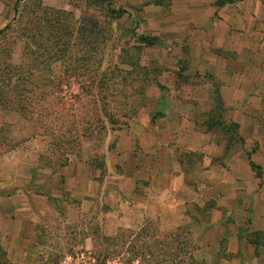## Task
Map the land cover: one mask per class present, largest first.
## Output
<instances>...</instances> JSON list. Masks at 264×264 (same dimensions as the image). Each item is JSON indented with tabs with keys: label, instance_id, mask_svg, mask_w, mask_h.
Instances as JSON below:
<instances>
[{
	"label": "rangeland",
	"instance_id": "1",
	"mask_svg": "<svg viewBox=\"0 0 264 264\" xmlns=\"http://www.w3.org/2000/svg\"><path fill=\"white\" fill-rule=\"evenodd\" d=\"M252 1L253 10L239 15L235 11L241 7L246 11L250 0L223 4H217L218 0H0V76L5 67L25 68L32 57L39 66L33 70L35 76L45 75L56 83L48 87L45 105L28 101L33 110H24V114L13 110L19 107L17 100L12 93H5V106L0 105V139L8 136L10 142L0 145V153L14 150L23 163L42 165L50 161L45 150L49 153L53 147L50 141L59 133L56 129L65 138L71 137L67 131L73 120H89L94 102L101 107L106 103L120 111L115 116L126 125L111 129L107 113L102 120L105 130L85 132L77 154L102 182L106 176L103 144L109 136L114 148L117 131L132 122L177 116L181 122L193 123L196 134L190 140L192 145L201 142L198 135L202 133L212 147L208 159L198 149L188 151L186 145L180 149L173 143L183 165L193 162L205 169L195 176L187 174L186 182L197 187L206 178L208 186L217 191L209 195H227L234 200L219 205L209 196L203 202L202 193L201 200L187 201L182 210L171 201L164 218L152 213L145 220H135L137 225L116 227V221L129 210L119 206L123 199L117 194L107 193L108 204L95 201L83 213L81 224L69 225L65 231L44 226L37 239L50 238L43 244L44 253L19 264H206L194 253L200 248L203 229L215 222L223 223L230 232H245L256 249L264 246V224L250 228L251 214L264 219V90L249 92L251 97L242 94L238 99L243 103L227 105L221 95V80L199 62L201 52H206L228 61L232 70L249 63L246 73L255 77L259 88L264 79V0ZM140 36L156 40L147 45ZM55 46L63 47L65 58L52 59L49 67L36 62L57 52ZM240 80L244 85L250 83L243 77ZM18 82L14 77L9 89H15ZM27 87L34 93L41 91L35 80ZM214 88L219 91L221 105L214 99ZM53 108L57 112L51 113ZM51 116L67 117L71 122L53 126ZM75 123L79 129L80 122ZM45 125L51 133L43 134ZM39 139L42 148L37 150ZM37 151L39 156L33 157ZM9 164L7 160L3 165ZM40 175L46 177L44 171ZM235 180L245 191L238 203L232 188ZM248 189L252 193L249 198L245 197ZM173 223L177 225L171 226ZM171 234L176 235L175 241ZM5 260L0 246V264Z\"/></svg>",
	"mask_w": 264,
	"mask_h": 264
},
{
	"label": "crops",
	"instance_id": "2",
	"mask_svg": "<svg viewBox=\"0 0 264 264\" xmlns=\"http://www.w3.org/2000/svg\"><path fill=\"white\" fill-rule=\"evenodd\" d=\"M250 6L246 11L241 7L242 9L239 8L235 13L248 14L253 10L252 0ZM199 57L203 67L215 72V77L221 80V95L225 104L236 106L240 102L243 103L238 99L242 94L251 97L249 92L264 90V79L259 81L257 88L255 77L246 73L247 69L251 68L249 63L232 70L225 59L211 57L206 52H201ZM241 77L250 83L244 85ZM176 118L177 116H174L173 119L154 120L155 122L134 121L124 130L117 131L119 135L115 138L114 148L110 145L109 136L103 144L106 176L102 182L90 173L91 169L85 159L77 154L69 155L65 165L55 167L49 164L41 165L37 161L23 163L14 150L0 153V246L3 247L7 258L1 264L29 263V257L43 254V244L50 238L44 237L42 242L37 239L44 226L50 224L54 225L55 229L65 231L69 225L81 224L83 213L92 208L95 201L99 202L98 205H101V202L108 204L105 196L107 193V196L117 194L123 199L120 200L119 206L125 212L129 210V213L127 211L116 221V227L137 225L136 221L145 220L152 213L164 218L172 207L171 201L175 202L177 209L182 210L187 201L201 200L199 196L202 193L205 194L203 202L210 199L209 194L217 191L208 186L206 178L199 181L197 187L190 185L185 179L187 174H202L200 172L205 171L204 167L193 162H184L183 165L175 146L179 145L181 149L186 145L188 151L198 149L203 157L209 159L211 142L206 134L199 133L201 142L196 146L192 145L190 140L196 134L193 123L181 122ZM183 130L186 133H183ZM42 142L39 139L37 150L42 148ZM174 142L176 145H173ZM45 151L52 156L48 150ZM32 156L38 157L39 151L33 152ZM7 160H10V164L5 167L3 164ZM42 171L46 174L44 178L40 175ZM232 173L235 174L234 171ZM5 184L11 187L5 189ZM215 185L214 188H217ZM139 187H143V191L138 192ZM232 188L236 203L243 200L245 191L240 182L235 180ZM250 192L248 189L245 197L252 196ZM211 197L219 205L232 204L234 201L229 200L227 195ZM135 212L140 215H132ZM258 223L264 224V219L251 214L250 228H254ZM177 224L173 223L171 226ZM49 254L50 252L45 253ZM194 257L206 264L212 261L216 264H264V246L256 249L245 232H230L223 223L215 222L203 229L200 248L195 251Z\"/></svg>",
	"mask_w": 264,
	"mask_h": 264
},
{
	"label": "trees",
	"instance_id": "3",
	"mask_svg": "<svg viewBox=\"0 0 264 264\" xmlns=\"http://www.w3.org/2000/svg\"><path fill=\"white\" fill-rule=\"evenodd\" d=\"M227 0H218L217 4H223L225 3ZM16 5V3L14 4ZM118 14H121V12H118ZM139 40L142 41L143 43H146L147 45H153L154 41L156 39L151 38V37H143L140 36ZM59 48V50L57 49V52L52 51L50 56H48L45 59V56L43 57V59H41V61L36 60V62H39V64L44 65L45 67H49L51 60L53 59H63L65 58V55H63L62 51H63V47H57L55 46V49ZM68 55V54H66ZM35 59H33L32 57H29L26 62L27 63V67L25 66V68L22 69V67L20 66H16V67H5V70L1 71V76H0V105L1 106H5V98H7L5 93H12L13 96H15V99L17 100V106H19L18 108L15 107L13 110L14 111H18L20 114H24V110H27L28 112H31L33 110V108L31 107V105L29 104L28 101L30 102H35L38 105H45V99L46 96L48 94L47 89L48 87L51 88V86L56 85L55 82L51 81L48 77H46L45 75H41L39 77H36L35 74L33 73V70H36L37 68H39V66L37 67V64L34 63ZM66 64V63H63ZM49 71V70H48ZM25 72V74H24ZM16 77L18 82V86H15V89H9V84L11 82V80ZM38 83V87L41 88V91L39 93H34L31 88L27 87V84L29 83H33L34 80ZM92 83V82H91ZM54 84V85H53ZM93 86V85H92ZM13 88V87H12ZM214 92V99L217 102L218 105L222 104V99L221 96L219 94L218 89L214 88L213 90ZM131 95V94H127L126 96ZM104 106H99L97 105V103L95 104L94 102V108H93V115L89 120H86L82 117V120H73V126H69L68 127V134L71 135V137H67L65 138V135L61 132L58 131V129H56V132H59L58 134H53L51 137V143L53 145V147H51V157L49 158L50 161H47L45 163H43L44 165H54L55 167H59V166H63L67 163V160L69 158V155L71 154H78V151L81 149V136L83 134H85V132H91L92 129L95 128H99V129H104V124L102 123V120L105 118V116L108 113V118L106 120V123L109 125V127L111 129H117L119 127H123L124 125H126V123H123L121 121H119V119L116 118V114L119 113L120 111L118 109H116L115 107H111V105H107L106 103H103ZM43 107V106H42ZM113 108V109H110ZM52 112H57L56 108L52 109ZM106 110V111H105ZM125 111H123L122 115H124ZM66 119V120H65ZM65 119L59 117V116H51V122L54 123L53 126H65L66 122L70 123L71 121L68 120L67 117H65ZM46 121V120H45ZM75 122H80V128L78 129L77 124ZM88 123V124H87ZM86 125H89L87 127H85ZM101 125V126H99ZM212 126V125H209ZM225 126V125H224ZM51 130L48 125L44 126V130H43V134L46 132H50ZM105 130V129H104ZM2 133V129H0V134ZM90 134V133H89ZM10 142V137H4L1 135V139H0V145L4 144V143H8ZM251 166H254V164L251 162ZM172 235V236H171ZM170 238L173 237V241H175V236L171 234ZM248 239L253 242L252 238L248 237ZM178 243V242H177ZM187 255L189 256V258H191V253L189 251H187Z\"/></svg>",
	"mask_w": 264,
	"mask_h": 264
}]
</instances>
